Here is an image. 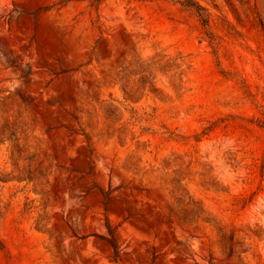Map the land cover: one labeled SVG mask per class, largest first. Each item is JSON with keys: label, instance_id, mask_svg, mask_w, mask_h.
Wrapping results in <instances>:
<instances>
[{"label": "rangeland", "instance_id": "1", "mask_svg": "<svg viewBox=\"0 0 264 264\" xmlns=\"http://www.w3.org/2000/svg\"><path fill=\"white\" fill-rule=\"evenodd\" d=\"M0 264H264V0H0Z\"/></svg>", "mask_w": 264, "mask_h": 264}]
</instances>
